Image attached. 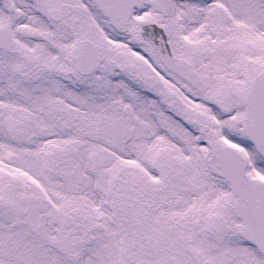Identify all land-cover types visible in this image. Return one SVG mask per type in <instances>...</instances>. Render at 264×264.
Segmentation results:
<instances>
[{"label": "snow or ice", "instance_id": "6c2138e0", "mask_svg": "<svg viewBox=\"0 0 264 264\" xmlns=\"http://www.w3.org/2000/svg\"><path fill=\"white\" fill-rule=\"evenodd\" d=\"M0 264H264V0H0Z\"/></svg>", "mask_w": 264, "mask_h": 264}]
</instances>
